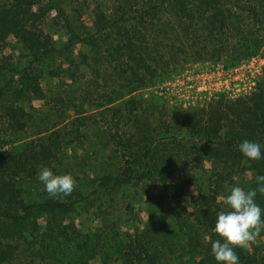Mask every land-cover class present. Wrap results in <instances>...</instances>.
I'll list each match as a JSON object with an SVG mask.
<instances>
[{
    "label": "trees",
    "instance_id": "obj_1",
    "mask_svg": "<svg viewBox=\"0 0 264 264\" xmlns=\"http://www.w3.org/2000/svg\"><path fill=\"white\" fill-rule=\"evenodd\" d=\"M132 4L122 0L113 11L115 20L98 12L93 22L95 32L103 35L104 55L119 60L115 71L122 81L120 96L145 86L147 78L156 77L157 68L175 54L192 55L196 60L234 57L225 66L260 52L264 59V0ZM53 9L63 14L54 0H0V47L11 36L32 61L49 57L52 39L40 24ZM166 14L173 21L164 22ZM59 17L67 21L64 29L70 40L97 46L92 33L79 35L66 17ZM170 30L174 39L165 46L161 42L169 38ZM190 38L195 40L187 42ZM0 73H10L0 84V133L15 134L30 121L22 100L41 97L39 76L31 66L17 70L2 58ZM125 103L136 108L140 101L128 97ZM154 107L129 111V131L123 134L117 127L110 135L114 168L101 169L96 191H117L150 181L164 190L171 188V202L161 209L162 216L152 217L142 227L120 232L112 223L106 226L105 233L113 238L110 254L116 264H220L211 253V242L220 239L213 230L217 214L225 209L218 198L236 176L264 175V159L250 161L238 149L241 142L250 140L258 142L264 152V67L254 90L235 99L217 96L202 107L180 111H155ZM47 130H38L26 140L0 141V264L12 260L42 264L44 255L35 250L47 252L58 243L71 248L75 259L67 264H89L95 258L106 264L102 259L108 256L106 239H88L70 220L74 201L23 199L20 181L31 178L38 166L50 165L60 149L58 132L45 134ZM257 203L264 209V196ZM42 219L48 220L47 229H42ZM235 251L240 264H264V256L253 245Z\"/></svg>",
    "mask_w": 264,
    "mask_h": 264
},
{
    "label": "rangeland",
    "instance_id": "obj_2",
    "mask_svg": "<svg viewBox=\"0 0 264 264\" xmlns=\"http://www.w3.org/2000/svg\"><path fill=\"white\" fill-rule=\"evenodd\" d=\"M54 1L62 11L63 17H66L77 29L78 34L92 33L97 46L91 47L82 41L70 40L64 29L67 21L64 18L60 19L59 16L62 15L57 9L50 10L40 24L52 39L53 52L49 57L32 61L21 45L13 37L8 36L0 47V58L9 60L17 70L24 66H31L39 76L41 97L22 100L21 104L29 113L30 121L27 128L15 134L2 132L0 141L10 138L26 140L33 137L38 130L45 128L48 129L44 132L45 134L51 130L58 132L60 149L56 159L50 165L38 166L31 178L20 181L23 199L35 201L49 197L44 185L38 180V173L42 167H52L53 173L58 175L71 173L77 180V187L70 196L60 198L74 201L70 220L73 221L77 231L85 234L88 239H106L104 251L108 256H102V259L106 264H116L114 256L110 254L112 248H109L113 238L105 233V227L112 223V227L120 232L142 227L152 217L162 216L161 209L170 205L173 192L171 188L164 190L157 183L150 181L120 188L117 191H96L101 169L104 168L103 172H105L112 171L114 168L115 160H113L110 135L117 130V127L118 132L127 133L130 124L129 113L138 111L139 107L149 108V105H153L155 111L163 109L180 111L204 106L205 103L185 108L170 106L163 97L154 93V86L167 81L172 74L182 71L192 62L209 61L224 65L234 57L220 55L218 59L196 60L192 55L175 54L162 63L161 68H157L156 77L147 78L145 86H141L129 95L120 96L119 83L122 81L115 71L119 69L117 64L119 60L113 58L108 60L104 55V44L101 40L103 35L95 32L93 22L98 12L115 20L117 14H113V11L117 9V6L119 7L122 0ZM129 1L133 3L132 5L144 3V0ZM162 19L168 23L173 21V18L167 14L162 15ZM118 23L124 24L122 21ZM174 26L172 22V28ZM168 33L169 38L161 42L165 46H169L174 39L171 30ZM193 40L195 39L190 38L187 42ZM257 54L262 56L261 52ZM151 64L159 66L160 63L151 62ZM9 75L10 73H0V84ZM128 97L140 101L136 104V108L125 103ZM205 165L203 164L204 168ZM234 186L249 190L255 189L258 185L256 177L249 172L236 176L228 185H225L222 195L218 198L222 207L226 208L223 200ZM263 196L258 193L256 201ZM127 204L130 205L129 208ZM48 227V220L42 219V229ZM33 238L37 239L34 236L29 237V239ZM253 249L258 255L264 256V237H258L257 243L253 244ZM35 252L44 255V258L39 261L42 264H67L75 259L71 256V248L63 243L51 246L47 252H44L42 248ZM28 257L29 255L21 256L20 259L23 261ZM15 263L16 260H12L5 264ZM89 264L103 263L95 258Z\"/></svg>",
    "mask_w": 264,
    "mask_h": 264
},
{
    "label": "clouds",
    "instance_id": "obj_3",
    "mask_svg": "<svg viewBox=\"0 0 264 264\" xmlns=\"http://www.w3.org/2000/svg\"><path fill=\"white\" fill-rule=\"evenodd\" d=\"M238 149L250 161L264 159L258 142L244 140ZM38 180L51 198L70 196L77 187V180L71 173L54 174L48 167L40 169ZM256 181L258 186L255 189L232 187L223 200L226 208L218 212L213 229L220 239L211 242V253L220 264H240L235 249L251 248L264 232V209L256 201L258 193L264 195V175L256 176Z\"/></svg>",
    "mask_w": 264,
    "mask_h": 264
},
{
    "label": "built area",
    "instance_id": "obj_4",
    "mask_svg": "<svg viewBox=\"0 0 264 264\" xmlns=\"http://www.w3.org/2000/svg\"><path fill=\"white\" fill-rule=\"evenodd\" d=\"M263 66L264 59L259 54L228 66L209 61L192 62L167 81L155 85L154 93L170 106L181 108L202 105L217 96L235 99L254 90Z\"/></svg>",
    "mask_w": 264,
    "mask_h": 264
}]
</instances>
